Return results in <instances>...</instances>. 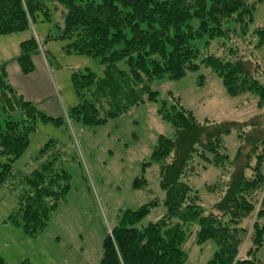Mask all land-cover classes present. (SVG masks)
<instances>
[{
  "label": "trees",
  "instance_id": "trees-1",
  "mask_svg": "<svg viewBox=\"0 0 264 264\" xmlns=\"http://www.w3.org/2000/svg\"><path fill=\"white\" fill-rule=\"evenodd\" d=\"M51 1L63 8V18L57 33L44 42H65L66 53L97 59L103 72L102 77L88 70L72 74L80 100L66 112L69 120L101 126L131 108L159 102L151 89L154 81H178L201 66L220 79L228 97L244 95L256 109L240 122L199 121L180 97L168 92L170 101L161 100L157 113L172 137L159 135L142 163L143 168L157 165L165 214L143 225L157 200L125 210L103 240L100 264H183L187 255L182 246L193 225L198 227V246L207 240L216 245L210 264H264L255 256L264 246V120L259 113L264 108V69L254 55L253 60L244 59L238 45L251 36L256 41L247 44L248 50L264 46V26L252 27L264 0ZM39 12L49 15L42 0H0V37L30 31ZM213 40H219L217 55L207 51ZM40 53L49 66L41 42L30 34L19 43L13 60L28 75L35 69L33 57ZM7 63H0V187L11 183L18 203L3 222L36 237L65 201L69 175L59 164L61 153L53 140L31 159L28 172L15 171L13 164L27 150L38 122L60 125L64 118L48 116L24 99L10 84ZM203 83L200 76L197 84ZM233 131L239 146L230 158L224 137ZM201 164L218 171L205 183L217 198L209 213L198 190L187 182L199 175ZM146 185L144 177L133 182L134 189ZM0 264L7 263L0 257Z\"/></svg>",
  "mask_w": 264,
  "mask_h": 264
},
{
  "label": "rangeland",
  "instance_id": "rangeland-1",
  "mask_svg": "<svg viewBox=\"0 0 264 264\" xmlns=\"http://www.w3.org/2000/svg\"><path fill=\"white\" fill-rule=\"evenodd\" d=\"M42 2L49 15L39 12L30 31L0 37V44L24 40L30 34L39 39L48 54L50 75L44 88L39 89L43 96L34 98L38 99L35 104L39 111L48 116L63 117L64 123L54 125L38 122L29 136L27 150L14 162L13 169L28 172L32 167L31 159L44 144L53 140L60 150L59 164L69 175L70 187L65 201L58 205L44 231L36 237L27 236L20 228L3 222L16 209L18 194L16 188L12 190L11 183L0 187V257L7 264H21L24 260L33 264H100L103 240L117 225L125 210H135L157 200L158 206L152 209L142 224L155 223L165 214L162 204L164 192L158 184L157 165L143 168L142 163L149 159L159 135L172 137L170 126L157 113L161 100L170 101L168 92L180 97L181 104L191 110L199 121L240 122L248 119L256 109L253 102L244 99V95L228 97L220 79L201 66L198 71L178 81H154L151 89L158 93L159 102H147L131 108L101 126L83 125L69 120L65 116L66 112L80 100L72 84V74L88 70L102 77L103 72L97 59L66 53L62 48L65 42H44L46 36L57 33L56 27L62 22L63 8L54 5L51 0ZM259 25L264 26V2L256 9L252 27ZM255 41V38L247 36L242 43L238 42L243 51L241 55L246 60H253L254 55L264 69V46L257 52L251 48L248 50L247 44L252 46ZM218 43L219 40H213L207 51L219 54ZM38 58L47 64L42 53ZM119 65L125 69L124 64ZM200 76L204 78V83L199 86L197 82ZM88 93L83 91L84 99L89 98ZM259 113L260 121H263L264 108ZM224 143L232 158L239 146L236 133L233 131L226 135ZM202 167L201 164L199 175L188 178L187 182L198 190L202 207L205 213H209L217 198L208 193L205 183L212 182L218 171L213 167L207 170ZM138 177H144L147 185L134 189L133 182ZM197 230L196 225L191 226L190 237L182 246L187 255L183 264H210L213 258L215 243L207 240L198 246L195 243ZM246 247L242 248L241 255ZM255 256L264 261V246Z\"/></svg>",
  "mask_w": 264,
  "mask_h": 264
},
{
  "label": "crops",
  "instance_id": "crops-1",
  "mask_svg": "<svg viewBox=\"0 0 264 264\" xmlns=\"http://www.w3.org/2000/svg\"><path fill=\"white\" fill-rule=\"evenodd\" d=\"M21 41L23 40H11L10 44H0V63L8 61L6 70L10 84L24 99L36 103L37 101L35 100L38 99L34 98H40L43 96V93L40 92L39 89L41 87L44 88V83L48 81L50 71L42 58H38V54L32 59L35 69L28 75L21 73L16 62L13 61V58L18 53V45Z\"/></svg>",
  "mask_w": 264,
  "mask_h": 264
}]
</instances>
